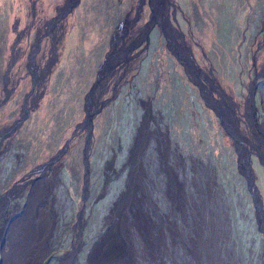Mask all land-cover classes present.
<instances>
[{"label":"rangeland","instance_id":"obj_1","mask_svg":"<svg viewBox=\"0 0 264 264\" xmlns=\"http://www.w3.org/2000/svg\"><path fill=\"white\" fill-rule=\"evenodd\" d=\"M67 4L0 0V135L13 128L0 141V196L12 190L0 216V264L6 217L26 208L44 177L49 183L39 217L49 219L48 249L23 264H66L72 254L73 264H92L110 229L118 230L132 179L147 218L127 213L132 252L110 264H263L264 231L240 172L235 135L224 125L230 122L205 104L168 48L161 23L152 17L155 1L79 0L61 8ZM60 12L64 16L53 22ZM167 12L202 70L238 103L241 127L249 128L242 113L250 106L264 134V75L257 77V92L254 87L264 68V0H169ZM150 21L149 38L138 36ZM117 48L120 57L112 59L97 99L100 106L111 98L94 119L92 190L84 206L87 129L53 158L83 120L85 95ZM203 81L207 95L205 85L212 89ZM24 101L29 114L17 124ZM244 144L264 207V149ZM113 145L120 150L116 156ZM52 159L44 174L27 175Z\"/></svg>","mask_w":264,"mask_h":264},{"label":"bare ground","instance_id":"obj_2","mask_svg":"<svg viewBox=\"0 0 264 264\" xmlns=\"http://www.w3.org/2000/svg\"><path fill=\"white\" fill-rule=\"evenodd\" d=\"M70 1L71 0H68V4L66 6H62L61 8H66L70 6ZM154 1L156 17L165 25V27L169 31V28L167 27V22L171 21L169 13L167 12V10H169V0ZM62 13L63 12H60L58 16H60V14ZM174 27L176 31H169V33L174 38L177 36L178 39L183 40L184 38L183 35H181V31L175 25ZM141 32L144 33L143 28L140 29L138 36ZM117 57L119 58L120 56L118 55ZM118 58H116V60H118ZM262 64H264V60L262 61ZM110 69L111 68H109L108 70ZM205 77L207 79V82L210 84L212 91L214 89V91H217L219 93V97H215L221 98L222 113H224V116L227 118V120H229L234 134H237L244 143L248 142L252 148L257 150L264 149V134L261 130L262 125L257 122L253 110L250 108V106L248 108L246 107L245 112L242 113V115L246 117V122L249 127L248 130H245L241 127V123H239V119L241 120L242 116L239 112L236 111V106L239 109L238 103L235 102L234 99H232L231 97L225 95L223 91L217 89L218 86L216 85L214 78H211L208 75ZM41 81H45V78L41 79ZM205 88H207V84ZM10 128H7L2 136L7 134ZM11 130H13V128H11ZM245 146L247 148L246 144ZM43 179L45 180L38 182L34 186L32 200L30 203H28L27 207L25 209L19 210L18 213L12 216L10 215L6 217L3 223V227L1 230L3 245L2 264H23L24 261L31 260L30 255H33L34 253L38 252L39 256L41 257L43 255L42 251L46 252L48 249L47 240L50 235L49 219H42L39 217L41 213L40 201L44 199L46 195L44 187L48 186L46 184L48 182L46 177H44ZM136 185L137 183H134V180L132 179L129 193L123 197L120 204L121 210L118 213L122 215V220L115 227H118V230L115 233L114 227L110 229L105 239L103 240V244L101 245V247L97 248V250L95 251L93 255L92 264H110L112 261L118 259L119 257L124 258L125 253L128 256L129 253L132 252V244L130 238L125 233L124 229V223H126L127 213H130L133 216L135 215L138 220L141 221L142 219L144 220L147 218L146 212L140 204L141 199L137 197V192L135 190ZM43 190L44 192H42ZM4 198L5 197L0 196V216H2V214L6 212L4 206L6 201L4 200ZM260 201L262 203L261 195ZM136 205H139V208L137 211H134L132 207ZM261 207L262 212L264 213L263 205ZM134 212H136V214H134ZM117 233L121 234L122 237L119 238L117 236ZM8 242L10 246L9 248L7 247ZM72 255H70L66 264H73L74 257H72Z\"/></svg>","mask_w":264,"mask_h":264},{"label":"water","instance_id":"obj_3","mask_svg":"<svg viewBox=\"0 0 264 264\" xmlns=\"http://www.w3.org/2000/svg\"><path fill=\"white\" fill-rule=\"evenodd\" d=\"M72 1V0H71ZM70 1V2H71ZM79 3V0H75V3L71 4L70 6H68V9L73 7L74 5H77ZM153 9V15L152 17H154V19L157 21V17H156V13L154 8ZM64 13V12H63ZM63 13L60 14V16H58L56 19H53V22H55L56 20L60 19L61 17H63ZM171 19V18H170ZM158 22H160V26L162 28L163 33L166 36L167 39V46L170 49V51L173 53V55L177 58V60L185 67L186 72L188 74V76L191 78V80L196 83L201 91V94L205 100V104L212 108L215 113L217 114V116L222 120L225 121V116L224 113H222V101L221 98H217L215 97L214 93L208 88L206 89L207 95H204L202 92V89L204 88L203 86V79L205 76H207L206 72H204L202 70V68L199 67V64L197 63L195 56L192 53L191 47L188 46L185 42V39H178L177 36L174 38L169 31H176L175 27L173 25V23L171 24L172 21H168L167 22V27L169 28V31L167 30V28L165 27V25L158 20ZM16 23H18V20L16 21ZM149 27V29H151L153 27V23L152 21H150L146 26ZM17 28V24L15 25V29ZM148 31L147 28L146 30H144L143 35L146 38H149L148 35ZM181 35H183L181 33ZM185 43H184V42ZM36 47L39 46V39H36ZM121 52V49H116L115 51H112L111 53L107 54L106 59L103 61L97 77H96V81L94 82L93 86L90 88V90L86 93L85 95V103H84V110H85V116L83 118V120L81 122H79L72 134V136L66 141L65 145L59 150V152L57 153V155L53 158H60L62 155H64L70 145L71 140L77 136L80 131L82 129H87V136H86V147H85V151H84V162H85V184L83 186V201H84V206H85V202L86 199L89 195V181H90V160H89V154H88V149L89 146L91 145V138L94 135V129H95V116L100 113L102 111V109L104 108V106L111 100V98L107 99V100H100V106H97V99L100 98L101 96V87L103 85V78L106 76V70H108L109 68H112V59L116 57V55L118 53ZM14 57H11V62L9 64V68L12 66L11 64L14 62ZM32 62H34L32 60ZM196 74V77L193 76L192 74ZM206 78V77H205ZM256 81H257V77L254 79V87H256ZM202 87V88H201ZM206 87V85H205ZM6 92H10V90L8 89V87L6 86L5 88ZM232 101V100H231ZM96 106L95 109L94 106ZM25 113L29 114L28 112V106H27V102L24 101V113H23V117L17 119L16 123L17 124H21L22 121L25 119L26 115ZM229 121V120H227ZM224 125L226 126L227 131L232 132L234 134V132L232 131V127H230L231 124H227V122L224 123ZM12 128V127H11ZM3 135V134H2ZM2 135H0V141L1 138L3 137ZM235 135V140H234V147L238 153V160L239 163L242 164L243 166L240 168V172L246 177L248 185H249V189L251 191V193L254 196L255 199V204L257 207V220L259 223V229L261 231H264V229H262L264 227V213L262 212V203L260 201V197H258L259 192H258V187L255 183V174L252 168V159L250 156V152L248 150V147L246 148L244 142L240 139V137L237 134ZM50 160L49 162L43 163V164H39L37 166L34 167V169L32 171H30L27 175H31L33 173H37V172H41V174H44L47 171V168L52 164V162L54 160ZM56 160V159H55ZM41 176L38 175L37 179L40 178ZM12 190H9L4 193H2V197L9 196L10 192ZM28 205V204H27ZM26 205V207H27ZM79 217H81V212L79 213ZM262 262L264 264V250H263V255H262Z\"/></svg>","mask_w":264,"mask_h":264},{"label":"trees","instance_id":"obj_4","mask_svg":"<svg viewBox=\"0 0 264 264\" xmlns=\"http://www.w3.org/2000/svg\"><path fill=\"white\" fill-rule=\"evenodd\" d=\"M100 144V143H99ZM98 144V145H99ZM97 144H96V146H98ZM110 148H111V150H110V153L113 155V156H116V155H118L119 154V148H118V146H115V145H113V146H110ZM94 158V157H93ZM91 190H92V186H91V188H90V193H89V196L87 197V200H86V202H85V205L87 206V204L89 203V200H88V198L90 197V195H91ZM54 200V199H53ZM83 201V200H82ZM55 203H56V200H55Z\"/></svg>","mask_w":264,"mask_h":264},{"label":"flooded vegetation","instance_id":"obj_5","mask_svg":"<svg viewBox=\"0 0 264 264\" xmlns=\"http://www.w3.org/2000/svg\"><path fill=\"white\" fill-rule=\"evenodd\" d=\"M255 58H256V57H255ZM253 59H254V57H253ZM261 70H262V71L257 72L256 75H258V76L264 75V68L262 67ZM256 71H258V70H256ZM255 91L257 92V87H256ZM252 98L254 99V97H252ZM251 104H252L253 109L255 110V107H254V106H255V105H254V101H252Z\"/></svg>","mask_w":264,"mask_h":264},{"label":"clouds","instance_id":"obj_6","mask_svg":"<svg viewBox=\"0 0 264 264\" xmlns=\"http://www.w3.org/2000/svg\"><path fill=\"white\" fill-rule=\"evenodd\" d=\"M256 77H259L258 75ZM89 193H90V189H89ZM89 196V195H88ZM87 200V199H86Z\"/></svg>","mask_w":264,"mask_h":264}]
</instances>
